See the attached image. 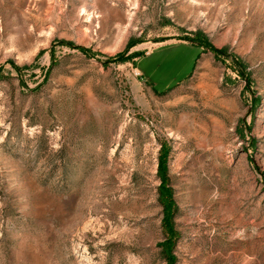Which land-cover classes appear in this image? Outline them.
<instances>
[{
    "label": "rangeland",
    "instance_id": "obj_1",
    "mask_svg": "<svg viewBox=\"0 0 264 264\" xmlns=\"http://www.w3.org/2000/svg\"><path fill=\"white\" fill-rule=\"evenodd\" d=\"M0 264H264V0H0Z\"/></svg>",
    "mask_w": 264,
    "mask_h": 264
},
{
    "label": "trees",
    "instance_id": "obj_2",
    "mask_svg": "<svg viewBox=\"0 0 264 264\" xmlns=\"http://www.w3.org/2000/svg\"><path fill=\"white\" fill-rule=\"evenodd\" d=\"M169 89H167V90H169ZM161 168L159 170L158 176H159V178H160V180L162 181V184H163L164 181H165V179H166V177H167V175H166V171L165 170H162ZM162 184H160V186H159L160 188L164 186V184L163 185ZM166 200H167L166 201L167 203H165V205H167V206L169 205L168 209H171L172 201L170 199V195L167 194V193H166Z\"/></svg>",
    "mask_w": 264,
    "mask_h": 264
}]
</instances>
